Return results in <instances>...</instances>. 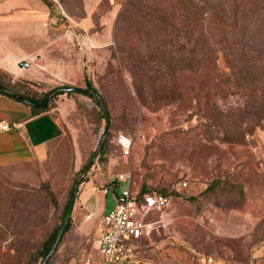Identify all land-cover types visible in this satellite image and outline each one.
<instances>
[{
  "label": "rangeland",
  "instance_id": "1",
  "mask_svg": "<svg viewBox=\"0 0 264 264\" xmlns=\"http://www.w3.org/2000/svg\"><path fill=\"white\" fill-rule=\"evenodd\" d=\"M233 1L102 0L89 31L68 17L47 16L32 32L23 60L28 68H19L10 54L0 62L1 83L15 91L40 97L63 87L85 91L87 83L97 90L109 115L107 143L81 177L75 200L86 186L104 188L110 174L127 176L132 192L145 185L166 194L170 204L149 218L159 227L150 244L143 243V257L156 264H198L195 253L212 259L205 264H264V61L255 64L263 75L258 88L226 85L231 70L219 23L224 15L227 31L233 30ZM178 11L171 26L169 17ZM210 15L214 65L197 73L179 70L162 83L153 76L147 85L139 81L137 63L144 56L156 61L157 48L170 51L172 29H188L191 17ZM235 18L247 36L264 32V6L237 11ZM208 76L215 80L209 90ZM63 92L48 101L64 133L59 151L46 165L0 168V264H24L59 224L77 172L105 130L93 99ZM207 94L212 107L205 105ZM119 135L130 140L127 155L116 143ZM183 181L180 197L175 189ZM45 188L55 194L56 207ZM107 201L113 204L111 191ZM69 235L70 229L47 264L66 262L60 250ZM94 245L90 238L81 251L97 260Z\"/></svg>",
  "mask_w": 264,
  "mask_h": 264
},
{
  "label": "crops",
  "instance_id": "2",
  "mask_svg": "<svg viewBox=\"0 0 264 264\" xmlns=\"http://www.w3.org/2000/svg\"><path fill=\"white\" fill-rule=\"evenodd\" d=\"M48 1L51 6L42 0H0V62L7 54L17 57L18 63L28 60L34 27L44 25L47 16L52 19L58 16L68 17L73 24L89 31L93 26L92 17L102 2L79 0L77 7L75 0ZM111 9L110 14L114 10L113 3H110ZM53 112L50 108L39 115L31 116V108L25 102L0 94V122L15 125L9 130L0 129V168L46 165V162L54 157L56 150L59 151V146L63 143L64 133L59 117ZM115 176L110 174L107 182ZM102 189L90 185L78 193L70 213V235L60 250L66 255L64 264H82L86 257L91 258L92 264H99L96 248L97 260L83 250L90 238L95 244L100 231V220L115 204L116 191H111L113 204L109 205V192L104 195ZM69 248H72L70 252ZM143 258L142 264H156L146 257Z\"/></svg>",
  "mask_w": 264,
  "mask_h": 264
},
{
  "label": "trees",
  "instance_id": "3",
  "mask_svg": "<svg viewBox=\"0 0 264 264\" xmlns=\"http://www.w3.org/2000/svg\"><path fill=\"white\" fill-rule=\"evenodd\" d=\"M42 1L46 5L51 6L50 1L48 0H42ZM192 3L194 2L192 1L189 4V7L192 6ZM263 6H264V0H234L231 4V7H234L235 12L232 13L233 14V20L231 22L232 25H229L233 29L231 32L227 31L226 29L227 28L226 16L222 15V17L225 18V21L220 19L219 25L222 32L224 33L221 43L223 44L222 54L224 60L226 61V63L229 64V68L231 70L230 73L228 74V83L226 84L229 88L235 86L236 89L242 88L249 90L255 87L258 88L259 86L254 84H258L260 78L263 75L259 76L260 71L255 64L264 61V38L261 36L264 35V32H262L261 35H258V32H256V34H253L252 37L249 36V34L247 36V33H249V31L246 30V27L239 24V20H238L239 18L236 19L235 14H237V11L238 13H242L243 11H249L250 8L252 10H256L257 7L262 8ZM190 9L193 10L194 7H191ZM175 15L176 16L174 17H169V20L171 21L169 23L171 26H173V24L175 23L177 19V15L180 16V12L178 11V13ZM211 17L212 16L210 15L208 16V18L206 17L201 19V21H199L197 18L195 19L191 17L189 23L191 24V26L188 29L183 28V30L179 29V30H175L174 32L172 29L170 31V35L172 37L171 38L172 49L170 51L165 52L163 50V47L157 48L153 50L154 53L159 54L160 56L159 58L156 59V61H154L153 59H147V57L144 56L141 59V61L137 63L136 70L138 71L137 74L139 76V81L147 85L148 80L150 79V77L153 76L152 78L156 79L159 83H162L169 80L167 79V77L168 76L170 77V74L172 77H174L175 73L179 70L184 69L187 70L189 73H194V72L197 73L198 70H201L203 66L209 67L210 65H214L215 64L214 51L211 47V39H210ZM165 19H166L165 15L162 14L161 21H165ZM237 36L240 39H237ZM259 54L260 56L257 57ZM212 82H215V80L211 79V77L208 76V84L206 85L208 90L210 87L214 88V84ZM87 85L88 88L85 91H89V93H86V96L93 99L96 106H98L99 109L101 110L102 119L105 121V129L106 127H108L107 128V132H108L110 123H109V115L105 107V103L102 97L98 94L97 90L91 87V83H87ZM58 89L59 88L54 89L51 92L48 101L51 97H54L57 94L64 93L63 91H60ZM49 92L45 93L43 96L36 97L35 94L22 93L19 91H15L11 88H8L0 81V94H5L9 97L16 95L23 98V102H25L31 108V116L39 115L51 108V106L48 104V101L47 104L44 105L45 99ZM69 93L71 92H68L67 94ZM207 96L208 99L205 102L206 107L214 106L215 102L209 99L211 96L209 94H207L206 97ZM106 143H107V133L105 140L101 146V149L98 153L97 159L103 156ZM92 155L93 153L89 155L88 160L81 166V168L77 172L78 174L82 173V170L91 160ZM77 179L78 178L74 180L73 188L70 189L69 191V198L67 199V202L62 209L59 224L53 229L51 234L44 241H42L39 247H37L32 252H30L29 257L24 264H33V263L40 264L42 260L46 257V255L49 253L54 243L56 233L59 230L61 223L63 221L72 191L74 188H76L77 191V185H75ZM80 182H82V180ZM44 190L51 204L54 207H56L58 203L55 194L49 188H45ZM175 190L177 192V189ZM134 193H136L137 196H141L143 194H161L168 197L163 192L150 191L145 185H142L140 190ZM71 227H72L71 217L69 216L67 225L53 253L56 251L57 246L60 244L65 233L69 229H71ZM49 259L47 260L46 264L48 263Z\"/></svg>",
  "mask_w": 264,
  "mask_h": 264
},
{
  "label": "built area",
  "instance_id": "4",
  "mask_svg": "<svg viewBox=\"0 0 264 264\" xmlns=\"http://www.w3.org/2000/svg\"><path fill=\"white\" fill-rule=\"evenodd\" d=\"M15 125L0 122L1 130H9ZM123 155L130 150V140L124 135L116 138ZM124 187L121 188V185ZM187 187L185 181L178 184L177 192L183 196ZM103 194L116 191L114 207L100 220V231L95 241L99 255V264H142L143 243H149L151 235L159 227V221L150 220L153 214H162L170 204V199L161 194H143L137 196L130 189L127 176L117 175L102 189ZM198 264H205L211 259H203L197 253ZM82 264H92L86 257Z\"/></svg>",
  "mask_w": 264,
  "mask_h": 264
},
{
  "label": "water",
  "instance_id": "5",
  "mask_svg": "<svg viewBox=\"0 0 264 264\" xmlns=\"http://www.w3.org/2000/svg\"><path fill=\"white\" fill-rule=\"evenodd\" d=\"M29 66V62L27 61H20L18 63V67L19 68H28ZM58 90L60 91H65V92H69V91H77V92H80V93H89V91H83L81 89H78V88H73V87H69V88H59ZM51 95V92L47 95L46 99H45V103L44 105L47 104V101H48V98L49 96ZM14 99H18L20 101H23V98H21L20 96H12ZM107 128L104 130V132L102 133L98 143H97V146L93 152V155H92V158L91 160L89 161V163L85 166V168L82 170V173H81V176L76 180L75 184L78 185L79 182H80V179L83 175H85L87 173V171L90 169V167L93 165L94 163V160L96 159L100 149H101V146L105 140V137H106V133H107ZM77 194V191H76V188L73 189L72 191V194L70 196V199L68 201V205H67V208H66V212H65V215H64V218H63V221L61 223V226L59 228V230L57 231L56 233V236H55V240H54V243L49 251V253L46 255V257L42 260V262L40 264H46L47 260L49 259L50 255L52 254V252L54 251L57 243L59 242L62 234H63V231L67 225V222H68V219H69V216H70V213H71V209H72V205L74 203V200H75V196Z\"/></svg>",
  "mask_w": 264,
  "mask_h": 264
}]
</instances>
